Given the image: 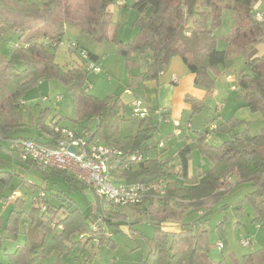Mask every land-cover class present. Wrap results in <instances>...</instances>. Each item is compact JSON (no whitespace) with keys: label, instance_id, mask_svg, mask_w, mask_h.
Listing matches in <instances>:
<instances>
[{"label":"trees","instance_id":"16d2710c","mask_svg":"<svg viewBox=\"0 0 264 264\" xmlns=\"http://www.w3.org/2000/svg\"><path fill=\"white\" fill-rule=\"evenodd\" d=\"M115 3L117 0H0V39L6 36L10 41L17 39L10 58L0 53V141L8 142L9 147L13 139L56 146L63 128L54 121L51 125L45 121L39 123L42 131L39 137H15L14 134L25 126L21 114L25 94L45 81L61 82L72 95L77 122L94 123L93 127H84L80 132L73 131L86 137V143L99 142L121 153L112 171L115 184L131 186L161 179L167 182L163 198L157 200L149 195L141 205L135 206L153 227L152 247L143 264H223L210 255L209 231L197 225H182L178 232H171L165 229V224L182 220L188 210L206 218L207 211L235 187L231 183L235 179L236 185H251L252 190L247 195L252 205L251 221L264 226V125L258 134H253L248 126L237 131L247 123L234 116L220 124H215L216 119H207L205 127L215 124L216 128L194 130V141L195 149L212 167L198 170L194 175L189 173L193 157L190 144L184 145L177 155L161 158L163 141L155 138L158 128L152 117L136 118L138 132L121 137L119 124L124 119L121 96L111 103L110 99L103 101L89 94V71L81 54L85 52L95 63L100 58L80 48L77 52L80 61L65 70L55 62L52 53L62 43L68 24L77 26L82 34H89L99 42L108 40L111 7ZM262 5L264 0H133L132 8L138 12V33L128 44L120 43L119 53L127 60L137 54L151 55L146 70L130 74L127 91H135L134 97L144 96L143 84L159 81L178 58L195 76V84L209 94L214 86L212 75L219 77L241 59L243 67L236 83L242 107L260 113L264 121V47H261L264 46V23L255 20V12ZM224 8L232 10L234 28L227 38L228 49L219 50L215 29ZM128 64L129 67L134 65L133 62ZM185 102L191 107L192 115L200 112L205 103L191 95L185 96ZM188 124L190 121L183 125L187 132L192 129H187ZM216 130L230 135L219 146L207 140L208 134ZM24 164L34 168L31 163ZM42 173L44 180H52L54 185L67 182L68 192L50 190L48 186L19 177L14 171L0 169V195L6 202L15 193L21 195L6 205H15L6 221L0 217V229L5 231L4 238L0 232V252L5 239L17 240L21 234L25 236V244L10 256L18 264H43L56 252L70 253L76 247H87L93 240L98 241V246L115 245L109 226L119 229L122 222L111 221L112 217L106 213L110 208L99 204L83 181L65 170L49 169ZM86 189L91 190L99 205H93ZM41 191L47 196V211H42L35 201ZM74 191L83 193L85 210L66 195ZM29 193L33 194L31 213L24 209ZM74 236L80 240L73 242ZM243 264H264V248L246 255Z\"/></svg>","mask_w":264,"mask_h":264},{"label":"rangeland","instance_id":"374dc122","mask_svg":"<svg viewBox=\"0 0 264 264\" xmlns=\"http://www.w3.org/2000/svg\"><path fill=\"white\" fill-rule=\"evenodd\" d=\"M124 1L127 6L120 7L118 3H115L111 7L112 23L108 40L99 42L89 34H82L77 26L68 24L62 43L56 50H52V53L55 62L65 70L72 69L76 62L80 61L78 51L72 52L69 49L70 43H77L80 48L91 51L100 58L98 64L102 66L103 71L101 73L93 71L88 73L89 94L103 101L110 99L111 103L118 96H121L124 119L119 124V134L121 137H128L135 135L139 129V121L134 116L132 107L135 98L134 94L137 93L135 91L128 93V81L130 74L137 75L146 70L151 54H137L133 59L127 60L119 53L118 47L120 43L128 44L134 40L138 33L136 26L138 12L132 8L133 0ZM208 25L209 27L212 26L210 15L208 17ZM233 28L234 14L232 10L224 8L221 11V22L215 29L218 39L217 48L219 50L228 49L227 38L231 35ZM16 43V38L11 41L8 40L7 36L1 38V55L10 58L12 48ZM261 47L263 48L264 46ZM175 59L172 61L171 67ZM131 62L134 65L129 67L128 63ZM242 67L243 62L239 59L231 70L222 72L216 78L212 75L214 86L212 92L209 93L204 101L203 109L195 115L190 112L186 114L180 128H162L161 132H155L156 140L163 141L162 145L165 144V148L161 149V151H164L161 158L177 155L184 145L190 144L193 147V157L189 162L190 175H194L198 170H209L212 167L211 162L203 158L200 152L195 149L196 141H194V130L210 131V127H205L206 120L209 118L216 119L215 123L220 124V122L234 116L247 123L240 126L237 131H242L247 126L253 134H258L261 131L264 121L260 113L252 112L247 108H240L239 106L241 105H238V103H243L239 92L236 90L237 76ZM229 76L232 80H228ZM203 90L205 91L206 89ZM58 96L61 97L59 102L56 100ZM138 98L144 100L143 96ZM23 104L21 114L25 126L15 132V137H39L42 133L38 127L41 121H45L47 125H51L54 121V124H57L60 128L78 132L84 127L94 126V123L86 121L77 122L72 95L67 87L56 80L45 81L37 88L30 90L25 94ZM226 104L227 108L224 110V105ZM218 106L221 107L219 111H216ZM187 121H190L192 125V129L188 131L190 132L189 138H186L185 134L187 131L183 128ZM177 129L182 130L183 135L177 136ZM229 138L230 135L228 133L216 130L208 134L207 140L208 143L219 146ZM0 169L14 171L19 177H23L36 185L48 186L50 190L56 188L59 192L65 191L66 193L69 190L67 182L62 181L60 184L54 185L52 180H44L45 175L42 171L26 167L24 162L10 150L8 142L5 141H0ZM52 169L57 170V168ZM65 171L82 181L80 179L82 172L78 168L72 167L71 170ZM231 183L235 187L225 193L220 202L207 211L206 218L201 213L188 210L183 215L182 220H170L165 224V227L167 230L175 231L174 229H181L182 225L191 227L197 225L199 228L209 231L211 240L210 255L216 262L243 264L244 257L250 254L254 247L253 245L248 248L243 247L240 243L241 237L254 236L255 238L253 237L252 239L255 242L257 233L264 229V226L256 228V225L251 221L252 205L247 200V195L252 190L251 185L248 183L236 185L235 179ZM38 191L39 189H37ZM85 192L93 205L100 204H98L91 190L86 189ZM82 194L81 191H74L66 195L70 200L75 201L81 209H84L85 203L81 197ZM32 197V193L25 197L26 205L24 209L27 213H31L34 209ZM13 207H15L14 204L6 207V199L0 195V217H2L3 222L6 221ZM107 207L110 208L109 212L112 211V213L106 212L108 217H112V219L110 218L111 221L116 222L119 220L122 222L119 229L117 226H109L115 245L103 244L98 246V241L93 240L87 247H76L70 253L60 254L56 252L44 260L43 264H143L152 247L153 227L151 222L138 207L132 205ZM113 216L116 217L114 218ZM0 232L4 238L5 231L0 229ZM263 235L260 236L259 241H261ZM217 237H220L225 243L223 251H219L215 247ZM72 239L73 242L80 240L78 236H74ZM24 244V234H21L17 240L5 239L3 249L0 252V264H18L10 256L15 254L18 247Z\"/></svg>","mask_w":264,"mask_h":264},{"label":"built area","instance_id":"2783aa9c","mask_svg":"<svg viewBox=\"0 0 264 264\" xmlns=\"http://www.w3.org/2000/svg\"><path fill=\"white\" fill-rule=\"evenodd\" d=\"M120 7L125 6L124 0H117ZM255 20L264 23V5L257 8ZM69 49L79 51L77 43H70ZM81 57L87 62V71L101 73L102 66L90 61L88 55L82 52ZM173 83H178L177 76L172 77ZM128 93H131L128 91ZM58 102L61 97H57ZM133 114L137 119L143 120L152 117L155 113L145 101L135 97L132 103ZM175 128H180L181 123L175 121ZM191 125H187L190 129ZM62 138L58 140L56 146L50 147L31 140L13 139L10 140V150L25 163H31L34 168L46 171L52 168L71 170L78 168L82 175L80 179L93 191L99 203L103 206H138L141 205L147 196H153L157 200L163 198L167 192V182L163 179L140 185L115 184L112 171L115 167V160L120 156L118 150L107 147L99 142L86 143V137L66 128L61 129ZM177 136L183 135V131L177 129ZM74 148L75 152L71 149ZM20 193L11 195L6 205L11 204ZM46 193L41 191L35 201H38L42 211H47ZM240 243L248 248L252 245L250 239L241 238ZM219 251H223L225 243L219 240L216 244Z\"/></svg>","mask_w":264,"mask_h":264},{"label":"crops","instance_id":"0c3cea01","mask_svg":"<svg viewBox=\"0 0 264 264\" xmlns=\"http://www.w3.org/2000/svg\"><path fill=\"white\" fill-rule=\"evenodd\" d=\"M173 76L178 77L179 79L178 83H173L172 81ZM230 78L231 77L229 76L228 80H232ZM142 92L144 95L143 97L145 103L155 113L152 116V119L154 121V124H156L158 128L157 131L159 132H161L162 128L165 129L169 127L175 128L174 126L175 121L183 124L182 121L184 120L185 115L188 114L189 112L191 113V107L185 102L186 95H191L199 100H204V101L209 95L203 89L199 88L195 84V76L189 71V69L180 59H175L172 67L169 69L167 73L161 75L159 81L145 82L143 84ZM238 105H241L239 106L240 108H244L242 107V104L238 103ZM220 107L218 106L216 111H219ZM226 108H227V104L224 105V110ZM215 124L211 125V127L216 128ZM189 133L190 132H187L185 134L186 138H189ZM163 148H165V144L162 145L161 149ZM257 227H261V226L256 225V228ZM174 230L175 231H171V232H178L180 228ZM262 234H264V229H261L257 233L255 242H253L252 239L254 236L252 237L250 236L248 238L242 236L241 238L250 239L254 247L253 250H257L264 248V235L262 236L261 241H259V238ZM219 240L220 237H217L215 247Z\"/></svg>","mask_w":264,"mask_h":264},{"label":"water","instance_id":"95a60500","mask_svg":"<svg viewBox=\"0 0 264 264\" xmlns=\"http://www.w3.org/2000/svg\"><path fill=\"white\" fill-rule=\"evenodd\" d=\"M71 150H72L73 152H75V149H74V148H72Z\"/></svg>","mask_w":264,"mask_h":264}]
</instances>
